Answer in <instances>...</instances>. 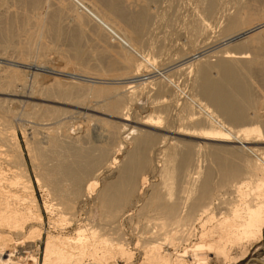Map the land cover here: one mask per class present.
<instances>
[{"label":"bare ground","instance_id":"obj_1","mask_svg":"<svg viewBox=\"0 0 264 264\" xmlns=\"http://www.w3.org/2000/svg\"><path fill=\"white\" fill-rule=\"evenodd\" d=\"M186 1H109L113 14L127 19L126 27L118 25L104 9L98 8L99 4L96 5L94 0H0V40H6L0 46V52H6L12 29L19 26L20 32H17L24 39L22 45L19 41L21 46L14 51L30 55L29 39L35 38L37 49L43 55L38 65L49 73L46 75L38 72L37 68L33 69L31 85L19 84L21 89L30 86L28 91L10 94L8 89L18 83L20 76L15 69L0 67V113L12 114L13 109H9L7 103L20 107L23 109L19 110L21 116L40 125L38 129L48 139L46 145L34 146L35 157L41 165L38 166L37 182L40 183L42 177L53 198H68L65 199L70 202L68 204L74 205L80 197L97 198L106 210L112 211L119 209L121 200L128 204L132 197H142L138 191L139 181L143 180L145 172H140L147 168L159 170L165 194L160 195L159 190L152 188L147 195L148 200L143 198V207L156 211L153 218L156 221L151 218L155 221L153 225L159 229L169 225L170 230L161 233L165 237L159 233L164 237H160L162 242H159L160 235H156L157 244L151 241L155 244L141 249L143 252L138 264H188L185 258L189 255H192V264H206L209 255L229 262L236 258L231 253L234 248L241 249L243 257L245 247L259 240L264 228V0H233L230 4L233 13H230L233 10L229 11V1L226 4L222 0H195L194 15L191 19H188L191 15L184 16V31H180L181 38L179 42H174L177 44L173 45L175 48L170 54L171 48L165 45L166 42H151V38L144 37L145 32L152 18L156 20L164 14H160L163 11H159L160 5L186 8ZM110 7L107 12L111 11ZM130 7H135L136 11L128 12ZM227 7L229 13L226 12ZM62 12L67 13L66 24L71 26L69 32L61 25L59 16ZM223 13L226 21L220 20L223 21L221 26L222 23L224 25L220 26V33L217 34L215 28L219 27L218 18ZM87 29L93 32L92 38L102 41L103 48L92 55H89L91 50L87 51L89 46L83 48L80 43ZM201 35L202 41L194 44ZM47 37L51 38L50 46L45 43ZM62 38H69L66 48L58 46ZM211 38L216 40L209 45ZM52 51L63 58L70 56L88 64L93 60L92 67L90 71L78 70L83 73L80 76L77 72V75L74 72L70 75L68 72L76 71L71 64L72 70L70 67V70H65L66 67L55 69L47 65L45 55ZM167 54L171 55L168 60ZM213 57L215 59H211ZM92 70L99 77H117L120 81L112 82L113 85L83 82L86 79L81 81L84 74ZM24 71L27 72V69ZM178 71L189 76L190 92L174 82L173 73ZM253 77L260 78L261 90L252 87ZM147 88L154 90L155 96H159L156 97L162 96L158 109L155 104L140 101L143 96L149 97ZM90 99L93 109L87 107L84 110L94 113L87 116L96 118L101 124L98 128L104 129L107 134L104 143L86 147L88 145H81L79 140L77 143L68 139L72 127L67 122L72 114L71 108L82 109L80 105L90 102L87 101ZM178 100H181V109L179 107L171 114V109L179 104ZM136 105L142 112L135 114L137 126H130L127 123L132 115L130 111ZM154 108L159 113H166V117L157 112L158 115H154L153 112L157 111ZM8 116L0 119V264H38L43 218L36 201L31 198L26 200L31 185H28L29 181L21 180L20 168L15 165L19 162L17 153L20 150L14 131L6 125ZM129 138H132L134 147L127 152L122 165L115 169L119 163L117 165V158L112 154L115 150L121 151ZM16 151L15 157L13 153ZM159 155L164 157L163 160L158 158L162 161L161 166L155 158ZM200 155L203 156L200 160L209 159L215 170L210 164L202 171L197 164ZM90 172L93 176L88 179ZM113 174L114 179L111 178ZM109 178L113 180L103 184ZM174 179L180 182L179 192L182 195L177 200H168L174 195ZM59 204L62 207L63 204ZM59 207H55V203L45 206L48 211ZM117 213L121 218L127 217L125 211ZM57 219L62 222L69 220L64 215ZM112 223L109 225L112 226ZM96 231L84 223L77 226L74 236L47 233L42 264H117V254L125 264H137L133 261L134 252L125 247V240L115 242L112 241L113 236L108 239L103 235L97 241L100 245H97L96 237L103 233ZM163 240L174 246V253L161 249L158 243L163 244ZM256 258L257 261L248 260L247 264H264V256Z\"/></svg>","mask_w":264,"mask_h":264},{"label":"rangeland","instance_id":"obj_2","mask_svg":"<svg viewBox=\"0 0 264 264\" xmlns=\"http://www.w3.org/2000/svg\"><path fill=\"white\" fill-rule=\"evenodd\" d=\"M109 1H112V2H115V0H94V2H96L95 4L97 5V4H99V6H98V8H100L101 10H103V11H105L106 13H108L109 15L108 16H110V18H112V19H114L116 22H117V24L118 25H120L121 24V26H126L127 27V24H128V21H127V19L124 17L123 19L122 18H119V17H117L116 15H114L113 14V9L109 6V3H111V2H109ZM188 1V2H187ZM186 2L188 3V7H183V8H179V9H174V8H167L166 7V5H162L163 6V8H162V6L160 5V8H159V11H160V9L161 10H163V11H160V14H162V13H164V14H162V15H160V16H158V18L155 20V19H153L152 18V20H150L149 21V23H148V25L149 26H147V29H146V34H145V38H151L152 40H150L151 42H154L155 43V41L157 42L156 44H160L161 42H163V44L166 42V46L169 48H171V49H169L170 51H169V53L171 54V52H173V50H174V48H175V46H176V44L177 43H174V42H179L178 41V39H180L181 37H179L180 36V34H181V32L180 31H184V27H183V19H185V18H187L186 16H188V15H191V17L189 18V16H188V19H191L192 18V15H194V12H192L193 11V7H194V1L195 0H187ZM221 1V0H220ZM228 1H229V3H228ZM233 0H222V2L223 3H226L227 5H228V7H229V9H228V7H227V11L226 12H228L229 13V11H232V12H230V13H233L234 12V9L231 7V2H232ZM242 1H245V0H242ZM194 4V5H193ZM108 5V6H107ZM54 6V5H53ZM191 6V7H190ZM102 7V8H101ZM108 7V8H107ZM109 7H110V12L108 11L107 12V9H109ZM51 8V6L49 7V9ZM166 8L168 9V10H166ZM154 10V9H153ZM166 10V11H165ZM229 10V11H228ZM128 12H133V11H136V8L135 7H130L128 10H127ZM158 11V12H159ZM165 11V12H164ZM167 11L169 12V14L167 13ZM191 12H192V14H191ZM182 14V15H181ZM184 14V15H183ZM187 14V15H186ZM67 15V13H65V12H62L61 14H60V21H61V25H62V27H63V29L67 32L68 30H69V28H71V26H68L66 23L68 22V16H66ZM164 15V16H163ZM166 15V16H165ZM186 15V16H185ZM113 16V17H112ZM161 16L164 18V20L165 21H167L166 23H165V21L163 20V18L161 19ZM184 16H185V18H184ZM183 17V18H182ZM225 16H224V13L222 14V17L220 16L219 18H218V23H219V27H218V25H217V27L215 28V31H216V33L217 34H219L220 33V30H221V27L224 25L223 23H222V26H221V22H223V21H226L225 19L226 18H224ZM160 18V19H159ZM224 18V19H223ZM67 19V20H66ZM167 19V20H166ZM181 19V20H180ZM158 20H163V21H158ZM220 20H223V21H220ZM119 22V23H118ZM158 22H160V23H158ZM164 23L163 25H162V23ZM152 23V24H151ZM169 23V24H168ZM225 23V22H224ZM167 24V25H166ZM179 24V25H178ZM167 26V27H166ZM177 26V27H176ZM178 26L181 28V29H179L178 28ZM221 26V27H220ZM17 27H19V26H15L12 30H13V32H12V38H9V40L8 41H10L9 42V44H8V42L6 43V44H8L7 45V47H8V49L6 50V52H3V53H1L0 52V67H1V69H2V67H10L11 69H15V70H17V72H18V74H19V76H20V80L18 81V83H15L13 86H11L8 90V93H10V94H15L16 92L18 93V91H22V90H24V91H26L27 90V88L29 89V87L30 86H26L27 88L25 89V88H23V89H21V87H20V85L19 84H25V85H31V82H32V75H31V73H32V70L33 69H35V68H37V70H38V72H41V73H44V74H46V75H49V73H47V72H44L43 70H45V69H43V67L41 68V67H39V65H38V63H39V59H40V57L42 58V53H41V51H39L38 49H37V46H36V39L35 38H30L29 39V47H30V51L29 52H32V53H29L30 55H28V53H26V54H21V53H19V52H15L14 51V49L15 48H17V47H19V46H21L22 45V42H23V37L21 36V34L19 33L20 32V30H19V28H17ZM16 28H17V30H16ZM169 28H171V29H169ZM219 29V30H218ZM19 30V32H17ZM176 30V31H175ZM87 31V32H86ZM85 31V33L83 34V38L81 37V39H83V40H81L80 39V43H81V46L83 47V48H87L88 46V48H87V51H90L91 50V52L89 53V55H92L91 53H93V52H95V51H99V50H101L103 47H102V44H101V42L102 41H100V38H96V39H94V38H92V36H94L92 33L93 32H91L90 30H86ZM167 31V32H166ZM178 31H179V33H178ZM69 32V31H68ZM90 32V33H89ZM167 33V34H166ZM172 33V34H171ZM215 33V34H216ZM148 34V35H147ZM216 34V35H217ZM91 35V36H90ZM172 35H174V36H172ZM216 35H214L215 37H217ZM19 36L21 37V39L19 38ZM92 38V39H91ZM156 38H157V40H156ZM159 38V39H158ZM163 38V39H162ZM172 38V39H171ZM177 38V39H176ZM198 38H199V36H198ZM201 38H203V36L201 35L200 36V38H199V40L198 39H196V41L194 42V44L195 43H199V42H201L202 40H201ZM51 38H49V37H47V38H45V43L48 45V46H50V44H52L51 43V40H50ZM16 40H18V41H16ZM34 40V41H33ZM95 40H97V41H95ZM198 40V41H197ZM210 41H208V42H210L209 43V45H212L214 42H215V40H216V38L213 40V38H211V39H209ZM6 40H0V46H2V45H4V42H5ZM19 41H21V45H20V42ZM83 41V42H82ZM94 41V42H93ZM167 41H168V43H167ZM35 42V43H34ZM68 42H69V38H62V40L59 42V45L58 46H60V47H62V48H66L67 47V45H68ZM100 42V44H98ZM208 42L206 43V44H208ZM17 43H19V44H17ZM88 44V45H87ZM91 44V45H90ZM11 45V46H10ZM95 45V46H94ZM173 45H175V46H173ZM32 46V47H31ZM10 47V48H9ZM33 48V49H32ZM36 49V51H35V49ZM61 48V49H62ZM145 49V51H146V47H143V50ZM32 50V51H31ZM37 50H38V52H39V54H37L38 52H37ZM37 52V53H36ZM17 53V54H16ZM32 54V55H31ZM170 54H167V60L169 59V57L171 56ZM193 54V53H192ZM20 55V56H19ZM37 56H39V58L37 57ZM169 56V57H168ZM20 58V60H19V58ZM45 57H46V62H47V65L48 66H52V67H56L55 69H64L65 67H66V69L65 70H72V68H71V66L74 68L75 67V70L76 71H71V72H68V74L69 73H71L70 75H73V72H74V75H77L78 73V75L80 76V73L81 72H78V70H81V69H83V70H87V71H90V69H91V67H92V65L91 64H93V60L92 61H90V63L88 64V63H86L85 61H82V60H75V59H73V58H71L70 56H64V58L58 53V52H54V51H52V52H48V54L47 55H45ZM21 58H23V59H21ZM26 58H30L29 60L28 59H26ZM67 58V59H66ZM8 59V60H7ZM10 59V60H9ZM18 59V60H17ZM26 61H25V60ZM211 59H215V57H213V58H211ZM21 60H23V61H21ZM27 60H28V62H27ZM3 61V62H2ZM31 61V62H30ZM75 61V62H74ZM81 61V62H80ZM32 63V64H30V63ZM69 62H71V63H69ZM7 63V64H6ZM10 63V64H9ZM23 64V66H22V64ZM29 63V64H28ZM74 63V64H73ZM79 63V64H78ZM7 66H6V65ZM34 64V67L32 66ZM70 64H71V66H70ZM2 65V66H1ZM12 65V66H11ZM77 65V66H76ZM78 65H81V66H79L78 67ZM25 66V67H24ZM28 66V67H27ZM68 67H70V69L68 68ZM81 67V68H80ZM17 68V69H16ZM40 68V69H39ZM19 69V70H18ZM27 69V72L26 71H24V70H26ZM175 68H173V70H174ZM31 70V71H30ZM40 70V71H39ZM30 71V72H29ZM76 72H77V74H76ZM94 73V71L92 70L89 74H84L85 76H83L84 78H82L81 79V81H83L84 79H86V80H84L83 82H91L90 84H92L93 82V84H95V85H97V84H99V85H109V84H111L112 82L114 83H117V81L119 82L120 81V78L119 79H117V77H114V78H110V76H104V77H99L98 75H95V74H93ZM182 73V74H181ZM27 74V75H26ZM81 74H83V73H81ZM174 75H173V80H174V82L176 83V84H178V86L179 87H182V88H185L186 89V91L187 90H189V92H190V86H191V82H190V78H189V76L187 77V75L185 76L184 74H183V72H181V71H178V72H176V73H173ZM180 74V75H179ZM30 77V78H29ZM189 78V79H188ZM259 77H253L251 80V82H252V87L255 89V88H258V90H261V80H260V78L258 79ZM27 79L29 80V82L27 81ZM187 79H188V81L190 82H188L187 81ZM254 79V80H253ZM260 82V84H259V82ZM1 82L2 83H4L5 82V80H1ZM179 82V83H178ZM27 83V84H26ZM187 83V84H186ZM17 85V86H16ZM111 85H113V84H111ZM187 87H189V88H187ZM149 88H147L146 90V94H147V96H149V97H147V98H144V97H146V96H143L142 97V99H140V101L142 102V103H149V104H151L152 103V105H156L157 106V109H158V107H159V105H161V103H162V101H163V99L161 98L162 96H160V98H158L159 96L158 95H156V96H158V97H156L155 96V94H154V90L153 91H151V90H148ZM258 90H257V93H258ZM12 91V92H11ZM28 91V90H27ZM149 91V92H148ZM151 91V92H150ZM192 91V90H191ZM260 93V92H259ZM262 93H264V91H262ZM154 96H155V98L156 99H158L157 101H156V99L154 98ZM150 98V99H149ZM165 98H167L166 96H165ZM164 98V99H165ZM152 99H155L154 101L152 100ZM162 100V101H161ZM87 101H90V102H85V104H83V105H80V107L82 108V109H74V108H71L72 109V114L70 115V118H69V121H68V118H67V123H69L70 124V127H72L71 129H72V134L74 135H70V138H68L69 140H71L72 142H77V143H79V141H80V144L81 145H83V146H86V145H88V146H86V147H89V146H93V145H98V144H102V143H104L103 141H105V134H107L106 133V131L104 130V129H99L98 128V126L99 125H101L99 122H98V120L96 119V118H92L93 116H87V115H91V114H94V113H92V112H89V111H86V110H84V109H86L87 107V109H93V107H92V105H93V103H92V100L90 99V100H87ZM139 101V102H140ZM145 101V102H144ZM149 101V102H148ZM152 101V102H151ZM156 101V102H155ZM155 102V103H154ZM160 104H159V103ZM90 103H91V105H90ZM157 103V104H156ZM178 103L179 104H177L176 106H174L172 109H171V114L173 113H175V112H177L178 111V109H179V107H180V103H181V100L179 101L178 100ZM11 103H7L6 104V106L8 107V106H10V108L9 109H13V112L15 111V113H13V112H11L10 114L11 115H9V113H0V119L3 117H5L4 119H6V116H8L7 117V120L9 121L8 123H6V125L8 126L9 125V127H10V129L9 130H11L12 132L14 131V133H15V137H16V141H17V143H18V146H19V154L17 153V151L16 152H14L13 153V156H15L16 157V153H17V155L19 156L18 158L19 159H17L18 161V163H16L15 165L16 166H18L20 169H18L19 171H20V176H22V178H21V180L22 181H25L26 180V183H27V181H29V183H28V185H31V187H30V190H32V191H30L29 189H28V191H29V193L28 194H30L29 196H28V198H26V200H29V198H31L32 200H35L36 201V205H37V208H38V211H39V213L41 214V216H42V218H43V220H42V226H41V230L43 231V234H42V242L41 243H39V245H38V247H39V250H38V257H39V263L38 264H42V259H43V250H44V239H45V236H46V234L47 233H49L50 234V232L52 233V235H55L56 234V236L57 235H62L63 233H65L64 235H71V234H73V235H71V236H74V233H75V229L77 228V226H81V224L82 225H84V223L85 224H87L88 223V227H91L92 229L94 228V229H96L97 231V233L98 234H102V235H97L98 237H96L98 240H96V243H97V245H100L99 244V242H97V241H99V239H100V237L102 238V236L103 237H107L108 239H111L112 238V241H124L123 243H124V245H125V247H127L128 249H131L132 250V252H134V257H133V261L135 262V263H139V261L141 260V253L143 252L142 250H145V249H147V248H149V246H152L153 244H155V243H152V242H156V244H157V242H158V239H157V236L156 235H160L161 233H165V232H168L170 229V226L169 225H167V226H165L164 227V229H159L157 226H155V225H153V224H155L154 222L156 221L155 219H153V218H155V216H156V214L154 215V212L156 213V211L152 208V209H148V208H144L143 206L145 205V200L147 199V195L150 193V190H152V188L153 189H156V190H159V192H161L160 193V195H163V194H165V190H164V188H163V186H161L162 185V180H163V178L161 177V174H160V172H159V170H157V169H152L151 168V170H150V168H147V169H145V170H143V172H140V173H144L145 172V174H144V176H143V180H140L139 181V190L138 191H140V194H142V197H139L138 195L137 196H135V197H132V202H130L129 201V205L128 204H126L125 202H123V200H121V202H120V205H119V209H116V208H114V209H112V211H108V210H106L102 205H101V202H100V200L99 199H95V198H86V197H84V198H82V197H80L79 199H81V201L79 200V199H77V201H75L74 203V205H73V207H72V205L71 204H68V203H70V202H68V201H66L65 199H68V198H61L62 200H64V201H61V199L59 198H57L56 196H54L55 198H53V195L52 194H50V192H48L49 191V189L44 185V181H43V178L41 177V180H40V183L39 182H37V176H38V174H39V172H40V167H41V165H40V163H39V161L36 159V157H35V151H34V146H36V145H46V141L48 140L42 133H41V129H38V128H41L40 127V125H36L31 119H29V118H26V117H24V116H21V114L19 113L20 111L19 110H23V109H20V107L19 108H15V107H13V104H11ZM86 104H89V105H86ZM154 105V106H155ZM138 106V107H137ZM22 108H23V106H21ZM89 107H91V108H89ZM135 107V106H134ZM133 107V109L130 111V113L132 114L131 116H130V120L127 122V123H129V125L131 126H137L136 125V123H135V121H136V118H135V114H141V112L142 111H140V107H139V105H136V107L134 108ZM15 109V110H14ZM136 109V110H135ZM156 108H154V110H157ZM180 109H181V107H180ZM76 110V111H75ZM84 110V111H83ZM134 110H135V112H134ZM18 111V112H17ZM75 111V112H74ZM80 112V113H79ZM84 112V113H83ZM86 112H87V114H86ZM138 112V113H137ZM159 113L158 112V110L157 111H154L153 112V114L154 115H158L157 113ZM76 114V115H75ZM78 114V115H77ZM86 114V115H85ZM96 114V113H95ZM134 114V115H133ZM162 117H166V113H159ZM73 115V116H72ZM83 115V116H82ZM95 116H98V115H94V117ZM2 118V119H3ZM92 118V119H91ZM135 118V119H134ZM28 119H29V121H28ZM87 119V120H86ZM93 120V121H91V120ZM132 119V120H131ZM99 123H97L96 121ZM22 122V123H21ZM26 122V123H25ZM96 122V123H95ZM71 123H72V125H71ZM133 123H135L134 125H133ZM21 124V125H20ZM32 124V125H31ZM11 126H12V128H11ZM86 126H87V128H86ZM1 127V126H0ZM14 127V128H13ZM21 127H24V128H21ZM31 127V128H30ZM35 128V129H34ZM36 128H37V130H36ZM75 128V129H74ZM83 128V129H82ZM12 129H14V130H12ZM80 129H82L83 131H82V133H81V130ZM87 129V130H86ZM86 130V131H85ZM151 130V129H150ZM31 131V132H30ZM33 131V132H32ZM36 131V132H35ZM103 131V132H102ZM26 132V133H25ZM78 132V133H77ZM84 132H87L86 134L84 133ZM32 135H31V134ZM37 134V135H35V134ZM39 133H41V134H39ZM103 134V135H102ZM34 135V136H33ZM80 135V136H79ZM30 136V137H29ZM39 136V137H38ZM79 136V137H78ZM100 136V137H99ZM132 137L134 136V135H131ZM77 137H78V139H77ZM86 137H88V138H86ZM31 138H32V140H31ZM33 138H35V140L33 139ZM86 138V139H85ZM76 139H77V141H76ZM129 139H131V141L129 140ZM128 139V141L126 142V144L124 145V149L122 148L121 149V151L119 150V151H117V150H115L114 152H113V154H112V156L113 157H115V158H117L116 159V161H117V165H118V163H119V165L118 166H116V167H114L115 169H118L121 165H122V163L126 160V154H127V152L129 151V150H131L133 147H134V143H133V141H132V138H129ZM31 140V141H30ZM79 140V141H78ZM27 141V142H26ZM30 141V142H29ZM34 143L33 145H32V143ZM36 143V144H35ZM29 145V146H28ZM234 145V144H233ZM264 146V145H263ZM128 149V150H127ZM30 150H32V151H30ZM30 151V152H29ZM32 152V153H31ZM15 154V155H14ZM22 154V155H21ZM32 156V157H31ZM125 156V157H124ZM33 157H34V159H33ZM197 157V156H196ZM199 157V160L197 159V161H198V166H199V168H201L202 169V171H204V168H207L208 166H211L212 165V167H214V170H215V165H213V163L209 160V159H207V160H205V158H202V159H204V160H200V158L201 157H203L202 155H200V156H198ZM32 158V159H31ZM156 158V160H159V165L161 166L162 165V161L160 160V159H164V157L163 156H158V157H155ZM158 158H160V159H158ZM33 162V163H32ZM209 162H211V163H209ZM23 164V165H22ZM36 164V165H35ZM211 164V165H210ZM15 166V167H16ZM22 166V167H21ZM38 166H40V167H38ZM201 166V167H200ZM25 170H24V169ZM39 169V170H38ZM115 169H114V171H115ZM146 170H148V171H146ZM157 171V172H156ZM25 172V173H24ZM27 172V173H26ZM23 175H25V176H23ZM94 173V172H93ZM114 173V172H113ZM139 174V173H138ZM26 176H27V178H26ZM41 176V175H40ZM93 176V174L91 175V172L88 174V176H87V178L89 179L90 177H92ZM137 176H139V175H137ZM25 178V179H24ZM29 178V179H28ZM86 178V179H87ZM111 178H113L114 179V174H113V176H111ZM111 178H109V179H106L104 182H103V184H105L106 185V183L108 182V181H110V180H113V179H111ZM145 178H146V181H145ZM161 179V180H160ZM85 182V181H84ZM179 184H180V182L177 180V179H174V184H173V193H174V195L172 196V197H170V199H168V200H177V198H178V196H181L182 194L179 192L180 191V186H179ZM177 185V186H176ZM160 187V188H159ZM19 189V188H18ZM17 189V190H18ZM178 189V190H177ZM123 190V189H122ZM164 190V191H163ZM31 192H33L32 194H31ZM164 192V193H163ZM123 193H124V190H123ZM163 193V194H162ZM33 197V198H32ZM135 198V199H134ZM140 200H138V199ZM145 200H144V199ZM55 199H57L56 201H55ZM85 201H84V200ZM88 199H90V200H88ZM53 200V201H52ZM70 200V199H69ZM148 200V199H147ZM96 201L98 202V203H96ZM136 201V202H135ZM61 202V205H62V207H59L60 206V203ZM77 202V203H76ZM95 202V203H94ZM52 203H55V207L56 206H58L59 207V209H57V210H51V211H48L46 208H45V206L46 205H48V204H52ZM67 205H66V204ZM58 204V205H57ZM77 204V205H76ZM141 204H142V206H141ZM97 205V206H96ZM125 205V206H124ZM128 205V206H127ZM65 206H68V207H65ZM92 206V207H91ZM123 207V208H122ZM124 207H127V208H124ZM141 207H143V208H141ZM122 208V209H121ZM137 208V209H136ZM138 208H140V209H138ZM64 209H66V210H64ZM68 209V210H67ZM71 209H73V210H71ZM124 209H126V210H124ZM58 210H59V213H58ZM121 210H122V213H123V211H125V213L127 214V217L125 216V217H123V218H121V217H119L120 215L117 213V211L119 212H121ZM143 210V212H141ZM63 213H62V212ZM53 212V213H52ZM65 212H67L68 214L69 213H71V214H67V213H65ZM74 212V213H73ZM102 212V213H101ZM115 213H116V216L117 217H119V218H117L116 216H115ZM74 214V215H73ZM62 215H64L65 217H66V219H69L68 217L70 216V219L67 221L66 220V222L65 221H59V219H57V218H60ZM90 215V216H89ZM148 215V216H147ZM152 215H154V216H152ZM74 216V217H73ZM113 216V217H112ZM147 217V218H146ZM124 218H128V219H124ZM153 220H155V221H153ZM57 219V220H56ZM112 219V220H111ZM115 219H116V221H115ZM120 219V220H119ZM148 219V220H147ZM56 220V221H55ZM91 222H89V221ZM104 220H106V222L107 223H105V221ZM114 220V221H113ZM118 220V221H117ZM122 220V221H121ZM124 220V221H123ZM145 220H147V221H145ZM59 221V222H58ZM88 221V222H87ZM83 222V223H82ZM87 222V223H86ZM94 222V223H93ZM112 222H114V223H112ZM123 222V223H122ZM57 223V224H56ZM62 223V224H61ZM90 223V224H89ZM112 223V226L111 225H109V224H111ZM120 223H121V225H120ZM97 224V225H96ZM104 224V225H103ZM109 226L110 228L108 229V227L107 226ZM61 226H63V227H61ZM119 226V228H117ZM155 228H154V227ZM44 227V228H43ZM105 227H107V228H105ZM116 227V228H115ZM142 227V228H141ZM112 228L114 229V230H112ZM122 228V229H121ZM151 228V229H150ZM118 229V230H117ZM125 229V230H124ZM109 230V231H108ZM116 230V231H115ZM142 230V231H141ZM148 232H147V231ZM46 231V232H45ZM92 230H90V231H88L87 233H89V232H91ZM112 231V232H111ZM116 233H115V232ZM121 231V232H120ZM125 231V232H124ZM146 231L147 232V234H146V232L144 233V232ZM158 231V232H157ZM60 232V233H59ZM104 232L106 233V234H104ZM119 232V233H118ZM143 234H141V233ZM96 233V234H97ZM124 233V234H123ZM153 235H152V234ZM160 233V234H159ZM107 234H109V235H107ZM115 234V235H114ZM122 234V235H121ZM149 234H150V236H149ZM116 235H118V236H116ZM123 238V240H121L122 238L120 237V236ZM161 235H163V234H161ZM161 235L158 237L159 238V242H162V239H164V237H161ZM111 236H113V237H111ZM115 236V237H114ZM124 236V237H123ZM140 236L142 237L143 236V238H140ZM156 236V237H155ZM111 237V238H110ZM145 237V238H144ZM147 237V238H146ZM154 237V238H153ZM160 237L162 238V239H160ZM88 239H90L91 237H87ZM114 238V239H113ZM121 238V239H120ZM138 238L139 239H141V240H138ZM92 239V238H91ZM143 239V240H142ZM147 241V242H145V240ZM148 239L150 240V242L148 243ZM155 239H157V240H155ZM155 240V241H154ZM91 241V240H90ZM115 241V242H116ZM139 241V242H138ZM143 243H141V242ZM152 241V242H151ZM121 242V243H122ZM114 243V242H113ZM139 245H138V244ZM148 244V247H147V244ZM151 243V244H150ZM165 243V244H164ZM158 244H161V246H162V250L164 251V252H167V253H174L175 251V248H173L174 246H171V245H168V243L167 242H165L164 240H163V244L162 243H158ZM166 244H167V246H166ZM185 244V243H184ZM184 244H183V246H184ZM102 245V244H101ZM137 245V246H136ZM142 245V246H141ZM188 245V244H187ZM115 245H113V246H111V247H114ZM138 247H139V249H138ZM188 248V247H187ZM245 248H247V249H245V254H244V256L243 257H241V249H239V248H234L232 251H231V253H232V257H236L235 258V260H232V261H224L223 259H220V258H216V257H214L213 255H209V259H208V262L206 263V264H243L245 261H247L249 258H251V257H261V256H264V228H263V231H262V237L259 239V240H255V241H253L252 243H250V244H248L247 245V247H245ZM142 249V250H141ZM142 251V252H141ZM117 254V253H116ZM116 254H115V256H116ZM190 256H192V255H189V256H187L186 258H185V260H186V263H188V264H192V257H190ZM117 260H116V263L117 264H125V261L123 260V259H121L120 257H118V254H117ZM210 260V261H209Z\"/></svg>","mask_w":264,"mask_h":264},{"label":"water","instance_id":"obj_3","mask_svg":"<svg viewBox=\"0 0 264 264\" xmlns=\"http://www.w3.org/2000/svg\"><path fill=\"white\" fill-rule=\"evenodd\" d=\"M248 260H250V261H257L258 259L256 257H251ZM248 260L245 261L243 264H247Z\"/></svg>","mask_w":264,"mask_h":264}]
</instances>
